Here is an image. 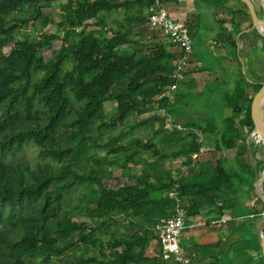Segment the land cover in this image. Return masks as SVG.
<instances>
[{
	"label": "trees",
	"instance_id": "1",
	"mask_svg": "<svg viewBox=\"0 0 264 264\" xmlns=\"http://www.w3.org/2000/svg\"><path fill=\"white\" fill-rule=\"evenodd\" d=\"M228 1L214 2L229 13L216 22L225 32L223 48L236 50V35L251 26V16L242 0L237 9ZM52 3L58 6L55 16L41 12ZM153 5L154 0H0V264H168L157 226L173 213L174 199L168 195L176 181L173 170L183 157L205 148L198 132L214 143L199 156V169L190 168L179 181L184 213L191 218L207 207L220 216L228 211L227 235L244 234L243 244L231 242L238 253L233 264H264L254 230L262 201L254 197L255 205L244 214L255 223L237 222L234 213L237 190L248 184L252 191L254 175L244 174L250 171L246 139L255 128L251 107L262 82L221 91V112L215 117L173 115L177 91L167 108L179 127L169 128L155 106L163 104L158 96L171 84L182 52L171 42L176 49L168 47L149 25ZM121 10L130 13L104 34L107 15ZM169 17L185 34L201 25L195 11H170ZM30 22L38 25L33 34L16 38ZM49 24L57 30L45 32ZM56 40L60 47L45 60L43 51ZM190 56L184 78L190 70L204 69L192 68ZM110 103L114 107L107 113ZM146 113L134 124L128 121L132 114ZM146 124L148 132L133 135ZM30 146L35 161L22 158ZM230 149L236 151V168L217 156ZM166 161L169 167H163ZM103 163L117 171L113 179L96 169ZM138 165L140 172L132 173ZM121 214L123 230L116 218ZM78 243L98 248L101 256L76 252ZM221 243L214 246L220 249ZM199 249L205 259L208 250ZM213 252V260L203 264H220L221 254Z\"/></svg>",
	"mask_w": 264,
	"mask_h": 264
},
{
	"label": "rangeland",
	"instance_id": "2",
	"mask_svg": "<svg viewBox=\"0 0 264 264\" xmlns=\"http://www.w3.org/2000/svg\"><path fill=\"white\" fill-rule=\"evenodd\" d=\"M190 4L194 3L195 12L199 13V16L202 20L200 28L195 30L191 29L189 32V36L192 39V53L190 56L191 67L192 65H200L204 68L202 71L193 72L192 70L190 74L185 76L182 85L179 86V99L175 103V109L177 113H173V115L179 117V119H195L202 118L204 116H219V112H221V91H227L233 88L236 83H241L248 85L250 82H263L264 81V37L259 35V33L252 29L248 32L242 33V35H236V50H225L223 48V42L221 41L223 32L220 29V26L217 24L216 19L227 20L229 13L227 11H222L221 9L215 12L214 9H217L215 5V1L218 0H189ZM256 4H258V0H253ZM163 2V1H162ZM233 4L235 6L239 5L242 7V3L239 0H233ZM167 9L170 8L167 4L163 3ZM32 9V7H30ZM58 6L56 3H52L48 6H41V12L46 14H51L55 16L57 13ZM30 13V11H27ZM133 12V10L131 11ZM215 12V13H214ZM130 12H126L124 10L118 12H111L107 15V28L104 31V34L110 35V28H116L118 20H123V18ZM214 13V14H213ZM93 27L92 25H90ZM38 25L36 23L30 22L28 26L20 29L17 33H15L16 38H23L25 35H32L33 30L37 28ZM91 27H88L91 28ZM57 30V26L53 24L47 25L45 32H53ZM159 38L161 40H167L162 30L155 29ZM249 37L251 40V45L249 49L245 48L244 38ZM61 41L56 40L52 43V46L49 49L43 51V57L45 60L51 59L53 52L60 47ZM176 48V46H175ZM235 59L238 60V64L235 62ZM194 80L191 82V79ZM192 84V87L189 85ZM114 104L110 103L106 106V112L111 113ZM156 110V109H155ZM155 110L150 112L149 115L155 114ZM148 113L143 115L132 114L129 116L128 121L130 124H134L135 122L147 117ZM174 116V117H175ZM178 119V120H179ZM155 126L157 124L155 123ZM151 125L146 124L143 127L137 128L133 135H143L148 130H150ZM115 134L116 131H113ZM251 136H248L246 139V143L248 145V163L250 171H244V174H247V177H251L252 174V191L248 190V184L242 186L241 189L237 190L236 194V204L234 208V213L237 214V218L235 221L240 222L245 219L246 213L250 210V206L255 205V198L257 197V193H264V182L261 186H253L254 180H258L261 176L262 169L264 168V146L261 143L258 145H254L251 140ZM146 138V136H144ZM201 141L204 144L205 150H211L213 147V139L206 138L202 136ZM104 154V153H101ZM223 155L228 158V165L236 168V151L235 149L223 150L219 152L217 156ZM144 157V156H143ZM23 159H29L35 161L38 159L36 150L33 146L28 147L24 154L22 155ZM110 159L114 158V156H110ZM148 160H155V156L147 155ZM163 167H169V162L163 165ZM132 173L137 174L140 172V165L132 167ZM98 171H105L107 175L111 174V179L117 175V171H112L107 163H103L100 166H96ZM195 170H198L199 167L196 165L194 167ZM126 179V177H124ZM79 196V192L76 193ZM187 202V201H186ZM69 204V203H68ZM258 205V204H257ZM259 206V205H258ZM228 211L225 212V216H228ZM242 214V215H241ZM223 217L218 215L216 211L211 209L204 208L200 214L188 218L183 229V233L181 236V243L183 247L190 253L193 251V258H200L202 255L200 254L199 246L203 245L206 248L211 245L212 240L222 241V243L230 236H227V224L224 222L228 217ZM118 220H121L120 230L124 229L126 224V219L124 214L116 215ZM92 224H96L90 218H84ZM246 222L255 223L252 217H247ZM254 221V222H253ZM256 232H257V225ZM113 226L108 227V230L111 231ZM97 234V233H96ZM234 234V233H233ZM103 237H107V233L102 232ZM79 233L75 234V240L79 237ZM244 234H241L243 237ZM238 236L234 238L231 242L237 240L238 242L243 244V240ZM216 241V242H217ZM202 242L201 244H199ZM221 243V245H222ZM215 242L213 243V245ZM211 245V246H213ZM237 245L230 243L227 245L226 250L219 257L220 264H233L231 261L232 251H234V255L238 254L236 251ZM239 246V245H238ZM76 252H86L89 255L93 256H101V253L98 248L89 247L86 245H82V243H78L75 246ZM212 252L215 254L220 253V249H217L215 246L210 248ZM232 250V251H231ZM209 251V249H208ZM213 252V253H214ZM232 253V254H231ZM72 253H68L67 256H70ZM197 254V255H196ZM205 260H213L211 258V254L206 253ZM201 259V258H200ZM204 260V259H203ZM204 260V261H205ZM196 261V260H195ZM208 261H205L206 263ZM197 262V261H196ZM37 263V262H36ZM58 264V263H57ZM252 264H257L252 263Z\"/></svg>",
	"mask_w": 264,
	"mask_h": 264
},
{
	"label": "built area",
	"instance_id": "3",
	"mask_svg": "<svg viewBox=\"0 0 264 264\" xmlns=\"http://www.w3.org/2000/svg\"><path fill=\"white\" fill-rule=\"evenodd\" d=\"M162 4V0H154L153 10L148 16L149 25L152 28L162 30L164 35L167 36V40L176 45L182 55L174 62L171 84L158 96V100L162 101L163 104L157 103L155 107L159 115L166 117L167 126L174 128L179 127V124L174 121L173 116L168 112L167 106L175 102L178 88L184 79L183 67L192 53V39L189 34L180 31L172 22L168 9ZM165 102H167L166 105ZM198 134L201 140L202 134L200 132ZM204 151L205 148H201L199 152L191 154L190 157H183L182 162L178 165L179 169L173 170L176 181L168 191V195L174 199L173 213L170 217L162 219L157 226L162 259L168 264L194 263L193 257L181 243V236L188 218L183 210L185 200L180 194L179 181L190 168L198 165V158Z\"/></svg>",
	"mask_w": 264,
	"mask_h": 264
},
{
	"label": "water",
	"instance_id": "4",
	"mask_svg": "<svg viewBox=\"0 0 264 264\" xmlns=\"http://www.w3.org/2000/svg\"><path fill=\"white\" fill-rule=\"evenodd\" d=\"M246 6L247 10L251 16V26L240 31L238 35H240L244 31H250L252 29L256 30L259 34L264 37V0H258V4H256L253 0H242ZM261 11V16L258 15V10ZM264 97V81L262 82L261 88L255 94L252 101V116L255 121V128L251 132L249 136L252 134L258 133L262 139V144L264 146V111H262V99ZM264 182V168L262 169V173L260 178L254 180L253 186L257 188V186L263 185ZM258 198L262 201L264 205V193H257ZM257 239L264 250V209L261 219L257 225ZM238 236V234L230 235L221 245L220 254H223L227 245Z\"/></svg>",
	"mask_w": 264,
	"mask_h": 264
},
{
	"label": "crops",
	"instance_id": "5",
	"mask_svg": "<svg viewBox=\"0 0 264 264\" xmlns=\"http://www.w3.org/2000/svg\"><path fill=\"white\" fill-rule=\"evenodd\" d=\"M168 6H170V8L168 9V11L170 12H192V11H195V5H194V3H192V4H190V1L189 0H169V1H167V3H166ZM227 6H231V7H233V8H241V7H239V5H237V6H235L234 4H233V0H229L228 1V4H226ZM217 7V6H216ZM219 9H221L222 11H224L226 8H225V6L223 7H221V8H217V9H214L215 11H217V10H219ZM226 11V10H225ZM201 22H202V20H201ZM231 28V27H230ZM229 28V29H230ZM245 32H248V31H244V32H242V33H245ZM242 33L240 34V35H242ZM166 42L168 41V40H165ZM243 42H244V45H245V48L247 49H249V46L251 45V40H250V38L249 37H245L244 38V40H243ZM168 44V47H170L172 50L173 49H176L175 48V46L173 45L172 46V44L170 43V42H168L167 43ZM228 51L229 50H231V51H233V49H231V48H226ZM225 49V50H226ZM225 216V215H224ZM223 216V217H224ZM225 217H227V216H225ZM228 236V235H227ZM217 241V240H216ZM216 241L215 240H212V243H211V245H213V243L215 242V244H216ZM218 242V241H217ZM202 242H200L199 244H201ZM231 243V242H230ZM229 243V244H230ZM214 244V245H215ZM211 245H209L207 248H206V246L205 247H203V245H200L201 246V251H204V250H208L209 249V254L210 253H212V250H210V248H212L213 246H211ZM234 245H235V243H234ZM227 248V247H226ZM226 250V249H225ZM232 251V250H231ZM234 251H235V249L232 251V256H231V259L233 260V258H234ZM197 255V254H196ZM201 258V259H200ZM200 258H193V260H194V263L195 264H203V263H206L205 261H208V260H203V258L202 257H200ZM197 262H196V261ZM208 263V262H207Z\"/></svg>",
	"mask_w": 264,
	"mask_h": 264
},
{
	"label": "bare ground",
	"instance_id": "6",
	"mask_svg": "<svg viewBox=\"0 0 264 264\" xmlns=\"http://www.w3.org/2000/svg\"><path fill=\"white\" fill-rule=\"evenodd\" d=\"M262 111H264V97L262 99ZM250 140L254 145H258L259 143L262 142L260 135H258V133H256V132H255V134L251 135Z\"/></svg>",
	"mask_w": 264,
	"mask_h": 264
},
{
	"label": "flooded vegetation",
	"instance_id": "7",
	"mask_svg": "<svg viewBox=\"0 0 264 264\" xmlns=\"http://www.w3.org/2000/svg\"><path fill=\"white\" fill-rule=\"evenodd\" d=\"M258 15L261 16V11H260V9L258 10Z\"/></svg>",
	"mask_w": 264,
	"mask_h": 264
}]
</instances>
